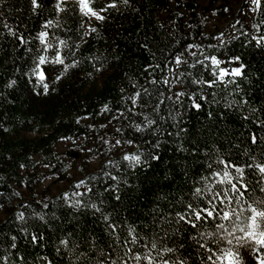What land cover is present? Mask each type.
I'll list each match as a JSON object with an SVG mask.
<instances>
[{
	"label": "trees",
	"instance_id": "16d2710c",
	"mask_svg": "<svg viewBox=\"0 0 264 264\" xmlns=\"http://www.w3.org/2000/svg\"><path fill=\"white\" fill-rule=\"evenodd\" d=\"M214 1L115 0L97 20L76 0L63 11L59 0H39L35 12L31 0H0V264H109L106 254L118 259L123 249L106 215L120 225L121 242L126 225H135L158 250L173 247L186 264H209L199 244L213 223L193 228L177 217L189 203L205 205L194 189L211 183L224 160L244 168L246 199H264L256 168L264 164V0L251 24L235 17L224 29L210 27L221 9ZM43 31L49 43L66 42L65 63L75 65H42L46 93L33 75L39 58L56 51H45ZM177 56L187 64L176 65ZM212 57L242 74L211 87L194 83L216 79ZM66 139L85 142L79 147L102 164L83 169L67 192L39 190L47 177L70 175L58 151ZM207 246L227 247L212 238ZM241 254L244 264H258L249 248Z\"/></svg>",
	"mask_w": 264,
	"mask_h": 264
},
{
	"label": "snow or ice",
	"instance_id": "6c2138e0",
	"mask_svg": "<svg viewBox=\"0 0 264 264\" xmlns=\"http://www.w3.org/2000/svg\"><path fill=\"white\" fill-rule=\"evenodd\" d=\"M76 2L83 15L93 17L97 20H105L106 17L102 13L117 7L115 0L99 6L98 9L92 6L96 0H76ZM123 2L128 3V0H123ZM253 2L257 6L260 4V0H253ZM31 3L34 12L41 7L39 0H31ZM64 3H66V0H59L56 5L57 9L63 11L64 9L61 8V5ZM50 23L51 21L46 23L44 27L47 28ZM92 31H96V29H92ZM48 35L49 33L46 31L41 32L39 34L40 42L45 45V51L55 48V55L51 59L46 56H41L36 68L33 70V75L43 84L45 93L48 91V84L44 82L47 77L41 67L42 65L48 63L63 65L64 71H67L69 67L75 66L74 64L68 65L65 63L61 48L67 47L66 42L59 40L54 45L48 42ZM197 63L202 64L203 61H198ZM211 63L220 69L218 74L214 73L216 79L211 82L194 81V83H205L211 87L217 80L223 81L226 76H240L242 74L240 68L232 69L231 71L220 68L222 62L215 57L211 58ZM175 64L183 66L187 64V61L181 60L177 56L175 58ZM195 66V63L191 65V67ZM177 75H182V73L177 72ZM12 83L15 82L13 81ZM164 83L169 84V81L165 80ZM182 95H184L183 92L177 93L178 97ZM139 96L140 94L136 93L135 97L132 98L133 103H135V100ZM194 106L196 108L200 107L199 104ZM253 140L255 141V137ZM126 159H131L136 163L139 162V156L126 157ZM219 163L223 165V169L211 173L212 182L207 183L203 189H194V195L196 197L203 198L207 196L205 205L194 206L192 203L187 204L185 212L177 213L178 220L190 224L193 228L197 226L198 222L207 224L208 221H211L213 223L214 231L202 233L201 239L205 242L199 244L200 248L211 253L206 257L209 264H244L241 249L245 247L252 250L253 254L256 255L258 264H264V254H262V250H264V199L245 198V193L249 190V185L243 183V167L224 160H220ZM248 167H252V165H248ZM209 168H211V165H209ZM256 168L261 174H264V164H258ZM230 169L235 170L236 176L232 174ZM203 179L208 181L209 177L205 176ZM260 191L264 192V188H261ZM92 207L97 212L101 211L96 205H92ZM104 220L111 229L119 246L123 249V254L118 259L112 258V253L106 254L109 258V264H140L141 261H144L145 264H186L184 259L175 255V248L164 247L158 250L156 240L153 239L149 243L145 237H141L137 233L135 225H126L127 230L121 242L120 234L117 233L120 225L110 222V217L107 215L104 217ZM209 238H212L215 244L220 245L223 243L227 247L213 250L207 246V240ZM33 239L35 240L36 238L33 237ZM62 243L67 244L68 241L64 240Z\"/></svg>",
	"mask_w": 264,
	"mask_h": 264
},
{
	"label": "rangeland",
	"instance_id": "374dc122",
	"mask_svg": "<svg viewBox=\"0 0 264 264\" xmlns=\"http://www.w3.org/2000/svg\"><path fill=\"white\" fill-rule=\"evenodd\" d=\"M203 5H210L211 0H196ZM212 8L218 7L221 9L213 10L210 16V27L212 29H224L228 28L233 18L237 17L245 20L249 24L253 21V15L258 7L253 0H215ZM220 5V7H219ZM85 142L71 141L66 139L58 143V151L61 157L68 161L71 165L69 170V176L67 179H61L57 176L47 177L38 187L39 190H44L49 194L67 192L72 184V180H81L83 177L82 170H97L102 164L103 158L100 156L93 155L90 148L81 149L79 145ZM80 151V152H79ZM80 153V157H78ZM74 182V181H73Z\"/></svg>",
	"mask_w": 264,
	"mask_h": 264
}]
</instances>
